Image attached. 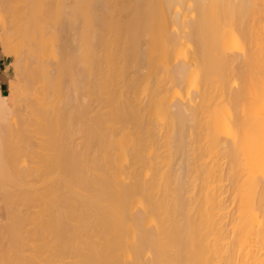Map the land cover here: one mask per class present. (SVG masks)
<instances>
[{"label":"bare ground","instance_id":"bare-ground-1","mask_svg":"<svg viewBox=\"0 0 264 264\" xmlns=\"http://www.w3.org/2000/svg\"><path fill=\"white\" fill-rule=\"evenodd\" d=\"M0 42V264H264V0H0Z\"/></svg>","mask_w":264,"mask_h":264},{"label":"crops","instance_id":"crops-1","mask_svg":"<svg viewBox=\"0 0 264 264\" xmlns=\"http://www.w3.org/2000/svg\"><path fill=\"white\" fill-rule=\"evenodd\" d=\"M16 72L17 68L13 62L12 53L4 49L0 42V99L10 101V87L17 80Z\"/></svg>","mask_w":264,"mask_h":264}]
</instances>
